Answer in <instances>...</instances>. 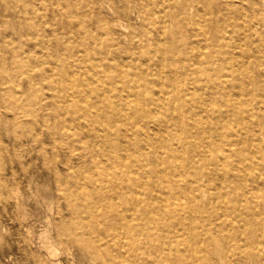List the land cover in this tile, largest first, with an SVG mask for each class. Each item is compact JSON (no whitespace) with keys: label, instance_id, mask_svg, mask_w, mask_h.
Segmentation results:
<instances>
[{"label":"bare ground","instance_id":"obj_1","mask_svg":"<svg viewBox=\"0 0 264 264\" xmlns=\"http://www.w3.org/2000/svg\"><path fill=\"white\" fill-rule=\"evenodd\" d=\"M1 1L2 111L32 123L48 103L20 76L47 79L68 155L37 264H264V0H110V21L91 0Z\"/></svg>","mask_w":264,"mask_h":264},{"label":"rangeland","instance_id":"obj_2","mask_svg":"<svg viewBox=\"0 0 264 264\" xmlns=\"http://www.w3.org/2000/svg\"><path fill=\"white\" fill-rule=\"evenodd\" d=\"M91 1L98 5L107 20L110 21L115 17L110 0ZM2 6L3 1L0 0L1 49L3 48L1 42L6 36L16 37L11 23L14 19L12 17L13 20H3ZM96 23L95 14L88 16L85 21V24L97 27ZM69 28H72L74 33L70 38L73 49L77 50L82 46L78 39L82 29L77 24H72ZM115 34L118 37L123 35L119 30H116ZM53 45L51 41L49 46L53 47ZM23 47L31 50L38 59H44L38 62L47 64L49 61L45 60L46 55L37 42L30 40ZM34 59L36 58H31L33 62ZM23 78L21 75L20 82L25 90V97L31 99L32 103H38L37 101L43 99L48 105L37 108L38 112L32 123L13 124L12 112L2 111L1 106H4L6 99L0 91V264H37L38 259H46L48 254L42 245L43 234L54 239L56 236L54 221L69 213L55 177L56 172L62 175L65 171L68 155L61 148L56 153L53 151L54 138L41 120V114H43L50 122H57L58 116H55L49 107L51 99L49 96L53 89H50L47 79L36 75L34 78L39 82L37 85L40 89L35 93ZM230 80L237 84L239 78L231 77ZM4 85L11 87L9 81H6ZM34 135L38 136L36 142L32 140ZM40 146H43L46 151L41 152ZM75 152L88 156L87 150L81 149ZM72 161L75 162L76 159L73 157ZM61 264H69V262L61 259Z\"/></svg>","mask_w":264,"mask_h":264}]
</instances>
